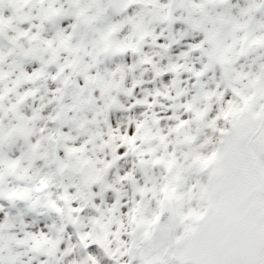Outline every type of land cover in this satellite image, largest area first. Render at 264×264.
<instances>
[{"label":"clouds","instance_id":"1","mask_svg":"<svg viewBox=\"0 0 264 264\" xmlns=\"http://www.w3.org/2000/svg\"><path fill=\"white\" fill-rule=\"evenodd\" d=\"M0 264H264V0H0Z\"/></svg>","mask_w":264,"mask_h":264},{"label":"snow or ice","instance_id":"2","mask_svg":"<svg viewBox=\"0 0 264 264\" xmlns=\"http://www.w3.org/2000/svg\"><path fill=\"white\" fill-rule=\"evenodd\" d=\"M228 207L229 205L226 202V210L215 220L208 235V241L216 243L228 237L230 243L242 245L244 243L242 226L229 214L227 211ZM231 207L234 209L235 201H232Z\"/></svg>","mask_w":264,"mask_h":264}]
</instances>
